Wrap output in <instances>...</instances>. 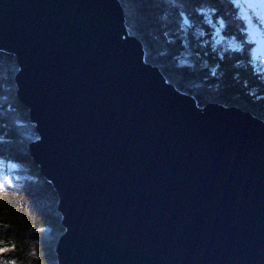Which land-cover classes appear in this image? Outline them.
Returning <instances> with one entry per match:
<instances>
[{
	"label": "water",
	"instance_id": "water-1",
	"mask_svg": "<svg viewBox=\"0 0 264 264\" xmlns=\"http://www.w3.org/2000/svg\"><path fill=\"white\" fill-rule=\"evenodd\" d=\"M0 50L57 193V264H264V120L170 83L120 0H0Z\"/></svg>",
	"mask_w": 264,
	"mask_h": 264
},
{
	"label": "trees",
	"instance_id": "trees-1",
	"mask_svg": "<svg viewBox=\"0 0 264 264\" xmlns=\"http://www.w3.org/2000/svg\"><path fill=\"white\" fill-rule=\"evenodd\" d=\"M120 1L129 33L144 46L145 61L157 65L170 83L193 95L201 106L210 101L232 102L264 120V75H253L246 55L224 52L221 61L217 55L221 47L214 53L210 44L200 42L208 40L207 35L197 38L198 29L209 33L218 26L216 16L227 25L225 35L236 33L237 27L243 25L242 20L234 19L228 0ZM211 8L217 9L216 16ZM197 9H202L203 15ZM181 13L191 27L182 25ZM248 15L260 26L253 15ZM209 18L213 20L212 28L204 23ZM181 27L187 35L180 31ZM226 47L227 41L223 45ZM181 60L191 66L180 65ZM17 69L15 57L0 50V158L18 163L15 184H5L0 191V243L10 249L0 255V260L57 264L55 247L64 231L58 197L29 153V143L38 135L27 107L16 94Z\"/></svg>",
	"mask_w": 264,
	"mask_h": 264
},
{
	"label": "snow or ice",
	"instance_id": "snow-or-ice-1",
	"mask_svg": "<svg viewBox=\"0 0 264 264\" xmlns=\"http://www.w3.org/2000/svg\"><path fill=\"white\" fill-rule=\"evenodd\" d=\"M231 9L234 10V19L237 21L242 20L244 23L242 26L237 27L236 33H230L225 35L227 25L223 18L216 16L217 9L211 8L213 16H216L217 27L213 28L211 32L206 33L204 29L197 30V38L209 37L208 40H201V44H210V47L214 53H216L217 47H221L222 51L217 53L218 58L222 61L224 59V52L237 53L240 55H246L253 75H264V33L261 32V28H264V0H228ZM252 10V14L257 18V22L260 27L253 23L252 17L248 15L247 10ZM199 15H203L202 9H197ZM182 25L189 24L187 17L181 13ZM204 23L212 28L213 20L211 18L204 20ZM181 32L187 35L184 27L180 28ZM227 41L226 49L223 48L224 42ZM183 43V42H181ZM207 55V53H205ZM259 61V63H257ZM236 65H239L240 61L237 60ZM180 65L190 67L185 60L179 62ZM219 65H217L218 67ZM216 69H212V74L215 75ZM167 83V81H165ZM39 139V137L37 138ZM18 169V163H14L11 160L5 161L0 158V191L4 190L5 184L8 187H12L15 184V173ZM10 249L0 243V255H3ZM0 264H16L15 261H2Z\"/></svg>",
	"mask_w": 264,
	"mask_h": 264
},
{
	"label": "rangeland",
	"instance_id": "rangeland-1",
	"mask_svg": "<svg viewBox=\"0 0 264 264\" xmlns=\"http://www.w3.org/2000/svg\"><path fill=\"white\" fill-rule=\"evenodd\" d=\"M248 12L250 13V15H253V14H252V10H250V11L248 10ZM253 17H254V16H253ZM255 18H256V17H255ZM256 19H257V18H256ZM254 24H256V23H254ZM256 26H257L258 28L260 27V26H258L257 24H256ZM260 30H261V32H264V28H261ZM15 176H16V175H15Z\"/></svg>",
	"mask_w": 264,
	"mask_h": 264
}]
</instances>
